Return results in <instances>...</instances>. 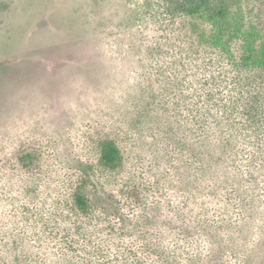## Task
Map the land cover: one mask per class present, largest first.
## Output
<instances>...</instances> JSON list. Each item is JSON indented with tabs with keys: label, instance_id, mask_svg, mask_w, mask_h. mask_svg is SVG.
Segmentation results:
<instances>
[{
	"label": "rangeland",
	"instance_id": "1",
	"mask_svg": "<svg viewBox=\"0 0 264 264\" xmlns=\"http://www.w3.org/2000/svg\"><path fill=\"white\" fill-rule=\"evenodd\" d=\"M177 2L0 0V264H264V0Z\"/></svg>",
	"mask_w": 264,
	"mask_h": 264
},
{
	"label": "trees",
	"instance_id": "2",
	"mask_svg": "<svg viewBox=\"0 0 264 264\" xmlns=\"http://www.w3.org/2000/svg\"><path fill=\"white\" fill-rule=\"evenodd\" d=\"M212 1H214V0H184V1L178 0L177 6L179 8V11L183 10V12L185 14H188L193 18H196L197 15L199 13H201L202 11H206L209 14V16L212 14V17L209 18L211 21L222 20L225 17H228V19H230V16H231L230 13L233 12V9H231L233 4L229 5L230 0H217V1H221L224 4V6H226L225 9H223V7H221L223 5L211 6ZM242 16L243 15L240 14V17H242ZM214 36H215L214 34H211L210 36H208V39L205 40L207 42V44L212 43V41L215 42ZM263 48H264V46H263ZM262 57H263V59L259 58V63H257V65L260 63L264 64V54L262 55ZM263 64H260V65H263ZM215 78L216 77H214V80H215ZM182 95L184 96L185 94L182 93ZM215 95H217L218 97L222 96V94L220 92H215ZM119 155H120L119 150L117 149V147L114 144L113 145H111V144L107 145L103 149L102 161L107 167L113 166V168H114L120 162V156ZM74 202H75V206L78 209V211L84 215V218H87L88 217V210L91 207H90L89 201L85 197V194L80 191L78 194L75 195ZM39 222H43L42 224L44 226V223L46 224L48 221L45 218H43V221H39ZM80 223H81V221L79 220L78 222H75L69 229H65L62 231L61 227L56 222V226H54L52 229H48V231L50 230L49 231L50 239L52 240V243L55 245L53 247L59 249L62 255L64 253L67 256H71L69 254L72 253V254H74V256H77L78 255L77 249L79 247H81L83 245V243H85L87 241V235L85 232L87 230V228L84 226L85 223H84V225L80 224ZM47 228H49V227H47ZM99 238L100 237H98L97 241H95V242H94V240H92L93 247L98 251V254L96 256H99L100 254L102 255L103 253H106L103 249L102 244L100 243L101 239H99ZM56 246H58V247H56ZM35 248L37 250V246H35ZM47 248H48V246H47ZM107 249H109V248H107ZM72 258L76 259L74 257H72ZM57 263L62 264L60 261H57ZM46 264H50V261H46ZM95 264H101V263H100V261L97 262L95 260ZM109 264H111V263H109Z\"/></svg>",
	"mask_w": 264,
	"mask_h": 264
}]
</instances>
